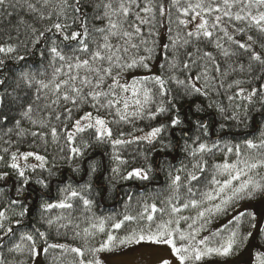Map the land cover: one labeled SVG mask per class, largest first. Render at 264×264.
Listing matches in <instances>:
<instances>
[{
	"label": "snow or ice",
	"instance_id": "6c2138e0",
	"mask_svg": "<svg viewBox=\"0 0 264 264\" xmlns=\"http://www.w3.org/2000/svg\"><path fill=\"white\" fill-rule=\"evenodd\" d=\"M201 97L227 122L218 140L208 141L203 117L181 118L182 102ZM257 104L264 117V0H0V264H36L55 250L54 264H106L103 253L124 264H264ZM161 115L166 123L138 124ZM169 128H181L188 162L166 172L167 190L134 209L125 193L122 214L97 216L91 194L105 189L90 151L103 147L114 162L109 184L149 181L151 164L128 167L121 152L142 143L169 152ZM61 161L81 178L62 179ZM54 209L71 211L53 219ZM61 229L78 243L53 242ZM160 248L168 255L133 256Z\"/></svg>",
	"mask_w": 264,
	"mask_h": 264
},
{
	"label": "trees",
	"instance_id": "16d2710c",
	"mask_svg": "<svg viewBox=\"0 0 264 264\" xmlns=\"http://www.w3.org/2000/svg\"><path fill=\"white\" fill-rule=\"evenodd\" d=\"M166 42V41H165ZM26 55V61L30 63L31 65H37L41 62V57L39 54V51H35L33 53H27ZM24 63V62H20ZM47 62L45 61V64ZM218 99L222 100L225 104H227V100L225 97H218ZM210 101L204 100V98L199 99H189L184 102H182V107L180 111V115L182 120L186 121L187 124H191L192 120L196 116H201L204 119V122L209 124V135L207 137L208 141H214L218 140L220 135L222 133L219 130V124L222 121L221 117L212 109L207 108V104ZM193 103H201L204 105L205 112L203 113H197L194 111H191L190 108ZM259 108L260 106L253 105L252 110L250 111V116L255 118V122L257 125L264 124V117H261L259 115ZM169 119V116L161 115L158 116L156 120L154 121H143L138 122L140 127H144L145 124H152V125H158L161 123H166ZM227 123V122H225ZM127 130V126H126ZM251 130V129H249ZM233 131H238L237 129H233ZM195 132V130H193ZM137 135H140V133H136ZM186 136V131L183 133ZM163 139L165 142H171L172 148L169 152H160L159 151V145L156 146V148L150 149V147L147 144H132L126 146L123 151L121 152V155L128 159L130 164L128 167H138L145 165L146 163H150L153 167L154 171L152 174V178L149 181H139V180H131V181H120L118 183L109 184L108 182V176L110 175V168L114 166V162L111 161L106 154V150L103 147L97 148L94 151H90L89 158L95 157V160L97 163L101 165L100 171L97 173L96 182L103 186L105 189L104 193L102 195L96 194V191L94 190L91 194L95 197V200L97 202V205L95 207V212L97 216L100 215H119L124 212V200L126 199L125 193L134 194V201L132 208L134 209L136 207L135 200L139 199L140 197H150L155 195L157 192H163L167 190V176L166 172L171 167H180L181 162L187 163V159L185 158V154L182 151V145L184 143V140L182 139V130L181 128L177 129H167L162 134ZM228 140H231V137H227ZM25 148L28 147L27 144L24 145ZM107 151H110L107 150ZM50 152H54V147L50 148ZM145 155H147L148 160L145 161ZM221 159V154L217 153L216 160L219 161ZM61 166L58 168V173L60 174L62 179L67 180L70 176L75 177L77 180H79L81 177L76 175L75 173H72L70 168L67 166V164H64L62 161L60 162ZM3 182H0V185H2ZM35 187V186H34ZM40 190L39 188H36V191L34 193H31V200L30 203L33 205V209L36 208L37 203L40 201ZM11 193V183L9 182L8 188L4 190V193L2 194V197L4 200H7ZM59 193L57 192V184L55 182L51 185V197L52 202H55L58 198ZM151 202V200H149ZM248 203H254V202H243L241 204L245 205ZM71 210H60V209H54L51 213L53 219L56 218L57 215H67V213ZM33 215H38V212L33 211ZM74 218L80 217V210L79 207L77 210L73 213ZM225 218H221V220H218L216 223L219 224L222 222V220ZM25 222H28V219L25 218ZM79 222V221H77ZM86 224L81 222L80 227H85ZM61 233H66V237L64 235H61L60 237H55V232H53V242H60V243H69V244H77V241L72 240V231L61 229ZM59 250H55L52 252V254L45 258L43 256V263L44 264H54V261L52 259V256H58ZM70 259V258H69ZM216 259V258H212ZM209 259V260H212ZM207 260V261H209ZM206 261V262H207ZM65 264H67V260L65 261Z\"/></svg>",
	"mask_w": 264,
	"mask_h": 264
},
{
	"label": "rangeland",
	"instance_id": "374dc122",
	"mask_svg": "<svg viewBox=\"0 0 264 264\" xmlns=\"http://www.w3.org/2000/svg\"><path fill=\"white\" fill-rule=\"evenodd\" d=\"M245 205H247V204H245ZM245 205H242L241 208H243ZM258 210L262 214H264V206L258 207ZM140 255H145L147 258H149L151 260H155V259H157L160 256H167L168 255V250H167V248H160V249L155 250V251L144 250L142 253H134L133 254V256H136V257H139ZM101 256H102V258L105 259L106 264H124V261H126L127 259H129V257L109 256L106 253L101 254ZM214 260L215 259L209 260V261L205 262V264H213V261ZM36 264H44L43 263V255L40 256L37 259Z\"/></svg>",
	"mask_w": 264,
	"mask_h": 264
}]
</instances>
